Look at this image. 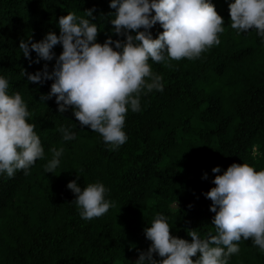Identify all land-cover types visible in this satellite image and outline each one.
I'll return each mask as SVG.
<instances>
[{
    "label": "trees",
    "instance_id": "16d2710c",
    "mask_svg": "<svg viewBox=\"0 0 264 264\" xmlns=\"http://www.w3.org/2000/svg\"><path fill=\"white\" fill-rule=\"evenodd\" d=\"M209 2L224 21L220 44L192 60H170L166 53L164 62L149 59L152 72L163 77V91H142L140 111L129 106L125 118L126 142L113 146L81 126L71 107L60 113L55 96L41 100L54 80L33 84L22 75L42 72L45 64L51 73L62 45L54 47L52 61L39 63L34 51L29 60L19 49L21 40L38 43L49 32L59 37V19L69 13L97 25V43L123 42L125 36L114 34L111 0H0V77L9 96L21 95L44 149L27 175L0 173V264H136L151 246L145 229L158 214L175 238L191 242L190 230L201 239L218 234L206 196L216 175L233 164L264 171V37L231 28L235 0ZM148 31L156 39L163 28L157 23ZM64 130L75 139L65 141ZM53 148L64 151L57 169L46 173ZM72 181L81 190L103 184L107 213L83 219L67 187ZM239 249L228 264H264V251L252 239L241 238Z\"/></svg>",
    "mask_w": 264,
    "mask_h": 264
},
{
    "label": "clouds",
    "instance_id": "9594fccd",
    "mask_svg": "<svg viewBox=\"0 0 264 264\" xmlns=\"http://www.w3.org/2000/svg\"><path fill=\"white\" fill-rule=\"evenodd\" d=\"M110 7L117 10L111 21L114 34L125 36L123 42L109 38L103 45L97 43V25L89 19L77 22L76 15L69 13L59 19V37L49 32L38 43L21 40L19 49L29 60L30 51H34L39 57L34 62L39 63L52 61L54 47L62 45V54L51 73L45 64L42 72L33 75L23 70L22 75L33 84L54 80L49 95L41 96V100L55 96L60 113L71 107L81 126L99 133L105 143L120 146L127 140L123 128L129 106L132 112H138L143 90L163 91V77L152 72L149 59L164 62L165 53L176 61L199 58L220 44L224 21L209 0H111ZM229 9L231 28L237 34L255 29L264 37V0H235ZM93 11H87L91 21ZM157 23L163 32L153 39L148 30ZM8 86V81L0 77V173L12 177L17 170L27 175L28 169L44 157V149L35 126L27 122L30 114L25 102L19 93L9 96ZM63 139L73 140L75 135L64 130ZM51 151L46 173L57 169L64 150ZM212 171L219 173L221 169ZM213 183L216 186L206 196L212 201L210 211L215 213L213 225L218 234L201 239L197 231L190 230L187 235L191 242L175 238L165 217L158 214L145 229L151 246L140 253L136 264H228V258L240 251L241 238L252 239L264 251V171L248 164H233L223 175H216ZM67 187L76 194L83 219L100 217L111 206L105 200L103 184H90L81 190L72 181ZM154 254L161 259H154ZM197 254L199 258L194 261Z\"/></svg>",
    "mask_w": 264,
    "mask_h": 264
}]
</instances>
